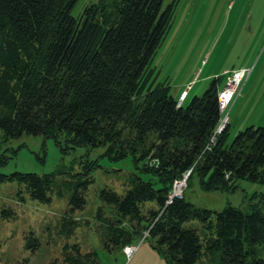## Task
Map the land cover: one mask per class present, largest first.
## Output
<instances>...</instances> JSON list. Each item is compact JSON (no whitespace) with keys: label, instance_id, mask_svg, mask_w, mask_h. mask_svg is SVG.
<instances>
[{"label":"trees","instance_id":"1","mask_svg":"<svg viewBox=\"0 0 264 264\" xmlns=\"http://www.w3.org/2000/svg\"><path fill=\"white\" fill-rule=\"evenodd\" d=\"M78 0H0V127L6 138L24 133L64 136L67 148L104 147L112 161L131 158L135 171L125 193L103 188L111 205L106 248L122 250L143 239L167 264H264V206L227 204L215 211L183 193L168 202L176 179L191 169L204 191L235 192L243 179L264 184V126L249 125L231 140L214 78L202 95L179 105L168 79L159 80L154 57L171 29L178 0H98L73 15ZM16 151H13V153ZM9 155L0 154V165ZM91 164H94L92 166ZM97 160L64 180L72 210L86 205ZM17 179L30 197L52 201L54 173H0ZM63 195V190H57ZM190 220H199L204 236ZM39 241L34 232L26 247ZM50 264H100L95 252L69 254Z\"/></svg>","mask_w":264,"mask_h":264},{"label":"rangeland","instance_id":"2","mask_svg":"<svg viewBox=\"0 0 264 264\" xmlns=\"http://www.w3.org/2000/svg\"><path fill=\"white\" fill-rule=\"evenodd\" d=\"M96 1L78 0L73 15L79 16L85 5ZM172 1L164 0V6ZM249 4L235 9L229 20L231 9L224 0H178L171 29L153 62L159 80H169L174 96L185 89L189 102L193 96L202 95L214 78H219L218 84L223 88L231 70H252V66L241 67L239 62L247 55V59L252 58L264 39V3ZM234 17H238L237 22ZM260 49L261 45L257 52ZM254 58L250 62L254 63ZM246 81L225 112L232 124L231 140L249 125L264 126V79H255L253 74ZM59 142L66 148L64 151L53 137L24 133L6 138L0 127V154L5 152L10 157L5 165H0V173H54L58 182L49 203L31 198L27 186L17 179L0 183V264L62 262L69 254H77V248L83 254L95 252L100 264H127L121 251L105 246L102 216H109L113 209L100 197V191L111 188L125 193L126 178L135 171L131 158L112 161L102 156L104 147L67 148L64 136L59 137ZM94 160L100 166L91 171L94 182L86 190V205L72 210L70 192L62 183ZM239 184L235 192L204 191L197 179L187 189V180L182 193L195 205L215 211L227 204L248 203L253 196L264 206V184L246 179ZM59 188L64 192L62 196L57 193ZM185 226L197 228L201 236L207 231L199 220H190ZM31 232L39 241L35 252L26 247ZM146 232L142 240L147 237L144 238ZM199 264L217 263L210 255L204 256Z\"/></svg>","mask_w":264,"mask_h":264},{"label":"crops","instance_id":"3","mask_svg":"<svg viewBox=\"0 0 264 264\" xmlns=\"http://www.w3.org/2000/svg\"><path fill=\"white\" fill-rule=\"evenodd\" d=\"M224 1H226L228 8L231 9V13L227 15V19L229 20L235 9H239L243 6L246 7L248 3H251V5L252 4L255 5L256 3L262 5V3H264V0H224ZM251 5L249 4V6ZM235 20L237 22L238 17L237 19L235 18ZM263 32H264V24H263ZM260 45H261V49L257 52V49L260 48ZM257 49L255 51V54L252 56V58L255 57L254 63L252 61L250 62V60L252 59L251 57H250L251 59L249 58L250 60L247 59L248 55L246 56L245 60L239 62L242 65L241 67L252 66L251 67L252 70L246 79L247 81L245 80L246 82L250 80L253 74L255 79H264V39L261 40V42L257 46ZM184 91L186 90L185 89L180 90V92L176 95V97L178 98ZM187 96H189V92ZM228 125L231 131V125H232L231 122H229ZM135 245L137 246V249L131 257H128V255L125 253L123 249L119 250L125 256L126 258L125 262H127V264H167L165 259L152 247L149 241L141 240Z\"/></svg>","mask_w":264,"mask_h":264},{"label":"built area","instance_id":"4","mask_svg":"<svg viewBox=\"0 0 264 264\" xmlns=\"http://www.w3.org/2000/svg\"><path fill=\"white\" fill-rule=\"evenodd\" d=\"M251 72V69L248 68H239V69H233L229 72V75H227L226 83L223 88H221L218 92V101L220 110L222 113V119L219 124V127L217 129V132H221L228 124H229V115L228 112L225 114L226 110L229 108V106L232 104V101L234 100V97L236 96L238 90L240 89L242 83L247 79ZM188 95V91H184L180 97H179V105L182 104V102L186 99ZM191 174V169L188 170L184 175L176 179L173 184V189L169 195L168 202H171L174 197H182L183 196V190L186 187L187 180ZM148 235V231L145 233L144 238ZM137 246L136 245H127L124 248L125 253L128 255V257H131L134 252L136 251Z\"/></svg>","mask_w":264,"mask_h":264}]
</instances>
